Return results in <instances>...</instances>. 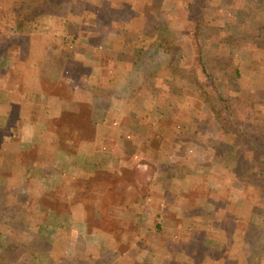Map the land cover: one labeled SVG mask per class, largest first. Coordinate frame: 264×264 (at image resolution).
<instances>
[{"label":"crops","instance_id":"obj_1","mask_svg":"<svg viewBox=\"0 0 264 264\" xmlns=\"http://www.w3.org/2000/svg\"><path fill=\"white\" fill-rule=\"evenodd\" d=\"M40 1L22 18L0 0V264H264V213L248 204L263 161L183 88L198 5ZM248 8L239 83L225 89L263 127L264 8Z\"/></svg>","mask_w":264,"mask_h":264},{"label":"trees","instance_id":"obj_2","mask_svg":"<svg viewBox=\"0 0 264 264\" xmlns=\"http://www.w3.org/2000/svg\"><path fill=\"white\" fill-rule=\"evenodd\" d=\"M9 1H11L13 6V13H17L16 15L22 18H30L42 14L46 7L45 1H39L34 5H25L27 2L29 3V1L25 2L24 0ZM257 1L258 0H247L249 5L245 3L246 7L237 9L236 13L232 15L227 11H224L223 19L225 20H218L219 18L217 15H211L210 11L207 16H204L202 11L194 12L191 10L194 12L192 16L195 22L192 27H189V29L186 27L185 30L187 29L188 33L192 34L194 56L191 62V69L194 71L195 79L192 83L187 82L183 85V88L186 91L191 94L194 93L195 97L199 96V98L203 99L207 106L206 108H209V110L219 119L222 124V129L226 130V134H232V136L235 134L233 138L237 143L243 141L245 144H248V142H251L250 144L252 147L254 141H258L260 144L259 136L263 135V132H251L248 130L247 124L249 123V125L262 130L264 126L261 127L250 122V115H245L248 119L246 118L247 120L245 119L244 122L239 121V116L242 113L236 108V105L239 103V105L245 107V110L251 109L253 105L250 104V102H247L248 99L245 98H235L234 100H231L224 93L223 88L225 87V84L229 82V80L239 78L240 74L234 63L231 70L221 68L220 64L217 62V57L222 50L230 46L229 41H231V38L227 37L226 33L230 32L233 34L238 31L240 24L244 23L247 14L250 12V8L248 7H260V4ZM215 14H218V12ZM210 22L219 25L217 32H211L207 29L206 25ZM168 49L171 50L172 53H175V44L173 43L172 48L170 46ZM263 49L264 48H262V50ZM262 54L263 51L259 55L261 56ZM260 58L262 59L263 57ZM230 62L232 63V58ZM213 93L216 94L217 99L221 104V109L215 110L211 107L208 97ZM236 102L237 104H235ZM261 146L262 147H257L256 149L251 147V151L248 153L251 160L264 161V153L262 156L264 147L263 145ZM258 192L263 195L264 186L261 185ZM185 264L188 263L186 262Z\"/></svg>","mask_w":264,"mask_h":264},{"label":"rangeland","instance_id":"obj_3","mask_svg":"<svg viewBox=\"0 0 264 264\" xmlns=\"http://www.w3.org/2000/svg\"><path fill=\"white\" fill-rule=\"evenodd\" d=\"M24 1L25 2H27V1H30V2L33 1L34 2V1H37V0H24ZM38 1H40V0H38ZM50 1L53 4V7L54 8H57L58 10L62 8L61 10H63L65 7H63V5H62L63 3H61V2H67V3H73L74 4V2L75 3H78L79 0H65V1H63V0H50ZM157 1H159V0H157ZM187 1H189V0H178V3L179 4H180V2L185 3ZM192 1H193L194 4L198 5L197 7H199V9L193 8V11L194 12L195 11H202L204 13V16H207V14L209 12L206 9L207 7L211 6V7L218 8V9L213 8V10L211 11V15H213V16L217 15L218 18H220V17L223 18L224 11H227L231 15L234 14V13H236L237 9H240L241 7L242 8L243 7H246L245 3H247V0H192ZM167 2H168V6H170V9H168L169 13L170 14L172 13L174 15L175 11L177 10V8H175L176 7L175 6L176 0H167ZM257 2L260 4V7L261 8L262 7L264 8V0H258ZM25 5H27V4H25ZM7 6H8V8L9 7H12L11 5L10 6L7 5ZM193 11H190V17L193 15V13H194ZM178 12H181V11H179V9H178ZM216 12H218V14H215ZM5 14H7V17L10 16V11L9 10L5 11ZM185 15H186V11H185ZM263 18H264V11L262 9V11H260L255 16V19L256 20L254 19L255 21L253 20L254 23L253 22L252 23L253 24H256V23L257 24H260ZM259 29L260 30L262 29L263 36H260V39L258 40V42H259L258 45L261 48H264V28H259ZM238 31H237V33H233V34H230L229 36H227V37H230L231 38V41H229V45L230 46L228 47V49L232 52L233 55L236 56L235 58H232V63L229 60L230 58L220 57L221 54L217 57V62L220 64L221 68H223V69L231 70V68L235 64L236 60H239V61L242 60V58L240 59V57L243 56L240 53V48H241V46L244 47V44L246 43L244 41L242 42V39H244L246 37H249L250 34L245 33V31H239V32ZM250 39H253V38H250ZM263 56H264V49H263ZM259 59H261V58H259ZM262 59H263V62H264V57ZM186 60L188 61L190 59H186ZM243 71L244 72L247 71L249 73V74H247L248 84H249L250 80H252V82L255 83V81L257 79L260 80L261 78L264 77V74H262V73L260 74L259 73V75H260L261 78L259 77V75L256 78V74H257V73H255L256 67L253 66V65H247L246 67H244ZM238 79L239 78H237V79L234 78V80L233 79L232 80H229V82H227L225 84V87L223 88L224 93L228 97H230L231 100H234L235 98H231L233 96L228 95L225 88L228 87V86H234V87H236L238 85V83H239L238 82ZM252 95H253V93H251V91H249V94H247L248 97H250V98L253 97L252 99H254L255 97H257L256 95L255 96L254 95L252 96ZM247 102H250V100H248ZM235 104H237V102ZM236 108L238 110H240L242 114L244 113L245 115H250V113L252 112V110L254 111V109H253L254 107H252L251 109L245 110V107L242 106V105H239V103L236 105ZM247 126H248V130L251 131V132H255V133H256V131L263 132V135L262 136L264 137V128H263V130L260 129V128H255L254 126L249 125V123L247 124ZM263 141H264V138H263ZM250 143L251 142H248L247 145L252 147V145ZM251 147L249 149H251ZM263 153H264V149L262 151V156H263ZM263 164H264V161H263ZM262 171H263V173H260V177H258V183L259 184H262V186H264V165H263V170ZM258 173H259V171H258ZM248 189H249V191H248L249 192V203L248 204L250 205L249 206V209H253L254 211L257 212V214L258 213H264V192H263V195H262L263 197L257 199V196H259V192H258L259 191V188H256V187H253L252 186V187H248ZM259 199H262L263 201H257Z\"/></svg>","mask_w":264,"mask_h":264}]
</instances>
